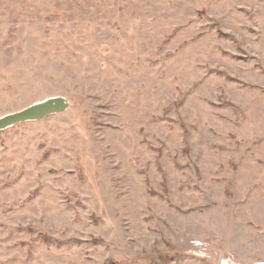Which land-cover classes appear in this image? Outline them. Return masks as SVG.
I'll return each mask as SVG.
<instances>
[{"label": "rangeland", "instance_id": "374dc122", "mask_svg": "<svg viewBox=\"0 0 264 264\" xmlns=\"http://www.w3.org/2000/svg\"><path fill=\"white\" fill-rule=\"evenodd\" d=\"M0 264H264V0H0Z\"/></svg>", "mask_w": 264, "mask_h": 264}, {"label": "water", "instance_id": "95a60500", "mask_svg": "<svg viewBox=\"0 0 264 264\" xmlns=\"http://www.w3.org/2000/svg\"><path fill=\"white\" fill-rule=\"evenodd\" d=\"M69 107V102L64 97H54L35 103L30 107L0 119V129L13 126L26 121L42 120L52 114L62 113Z\"/></svg>", "mask_w": 264, "mask_h": 264}]
</instances>
